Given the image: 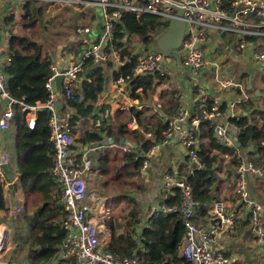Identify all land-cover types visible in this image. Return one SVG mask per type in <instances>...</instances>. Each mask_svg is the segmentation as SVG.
<instances>
[{
  "label": "built area",
  "instance_id": "2783aa9c",
  "mask_svg": "<svg viewBox=\"0 0 264 264\" xmlns=\"http://www.w3.org/2000/svg\"><path fill=\"white\" fill-rule=\"evenodd\" d=\"M23 2L47 3L59 10L64 8H77L81 10H99V17L103 23L101 34L95 35L90 26L76 25L74 34L77 37L76 49L66 51L61 63L51 61L49 65L50 76L46 80L45 89L48 98L45 102L27 105L10 96L6 86L4 73V57L0 50V102L3 110L0 113V133L5 132L15 120L16 108L24 113L28 129L35 127L37 114L46 111L48 114L49 142L53 148V163L51 175L57 184L61 195L59 206L64 211L62 228L65 235L59 245V259L73 264H143L139 256L119 259L109 250H102L99 241V231L96 223L88 215L90 200H101L97 195H90L96 187L97 173L94 171V160L91 154L97 151V146H86L84 150H76L74 133L80 130L82 122H88L89 127L104 128L110 124L113 110L102 102H97L96 108L84 121L79 119L75 126L71 124L73 112L62 110L61 99L73 98L74 89L79 87V81L84 70L85 61L93 60L94 63H112L114 69L124 66L129 62L128 57L112 50L109 46L112 41L113 22L119 20L123 13L131 12L136 16L151 15L167 29L170 20L178 18L185 24L182 41L173 56H167L152 49L153 43L143 47L139 42L133 41L132 58L135 60L133 76H153L154 79H169L174 72L198 78L196 92L198 95L191 100L189 108L181 107L173 116L158 113L166 129L162 131L163 140L157 142L154 137L153 127L140 126L137 119L132 117L126 127L130 131L137 130L141 133L150 146L144 158L140 171L145 175L152 168L153 162L160 149L170 144L179 136V147L184 152L195 170L202 169L198 158L200 127L203 120H212L211 129L216 143L229 149H236L240 132L244 127H235L227 123H218L225 114L219 110L221 93L230 88H241L235 83L233 76L224 74L227 70L230 49L226 47V54L217 51L218 41L225 35L234 36L235 48L245 53L249 60L262 65L264 68V0H20ZM182 11L181 15L179 11ZM98 16V15H97ZM1 38V32H0ZM213 47V48H211ZM174 60V62H172ZM211 71V83L206 82L202 74ZM209 70V71H208ZM187 73V74H186ZM111 75V72L108 73ZM233 75V74H232ZM62 76L60 95L55 91V78ZM109 95L115 98L117 111L130 112L132 108L142 110L145 104L129 97L126 83L123 79L109 81L105 91L110 88ZM108 88V89H107ZM216 90L218 96L209 95L208 92ZM104 91V92H105ZM240 101V100H239ZM238 101V102H239ZM210 103V104H209ZM111 144V140L109 141ZM111 146V145H110ZM130 150V148H125ZM8 159L0 149V179L7 183L6 174L2 165ZM172 170V169H171ZM175 168L170 173L168 170L161 172L160 194L165 200L174 188L179 190V203L175 206L159 205L155 212L168 214L177 213L182 216L185 223L186 235L180 246V257L186 262L195 264H228L227 258L212 249L216 236L226 226L228 233H235V223L231 215L227 214L226 203L217 199L212 204V226L209 230L200 228L195 223L198 216L200 203L194 199L192 189L186 179ZM234 192L247 211L248 228L255 237L256 242L264 247V220L261 216V204L250 197L248 176L262 178L264 164L256 165L244 158L234 169ZM8 178V177H7ZM20 208L13 214H20ZM103 220L108 218L110 211L103 210ZM5 233L0 227V245L4 241ZM16 264V263H12ZM178 264H184L183 262Z\"/></svg>",
  "mask_w": 264,
  "mask_h": 264
},
{
  "label": "trees",
  "instance_id": "16d2710c",
  "mask_svg": "<svg viewBox=\"0 0 264 264\" xmlns=\"http://www.w3.org/2000/svg\"><path fill=\"white\" fill-rule=\"evenodd\" d=\"M32 6L37 9L33 12L34 17H31L27 28L37 25L43 11V8H38L34 4ZM91 19L94 21L95 17ZM163 28V24L154 16L123 13L119 20L113 22V38L109 46L122 58H130L129 62L114 69L111 62L96 64L93 60L87 59L79 87L74 89L73 98L61 99L60 105L62 110L73 112L71 124L75 126L79 119L85 121L96 108L107 83L119 79L126 83L131 99L145 104L142 110L132 108L130 112L116 111L108 126L91 127L85 130L77 141L82 147L105 145L103 150L98 149L99 153L93 158V168L99 176L106 179V184L109 183L113 188L114 192L104 194L112 199L111 202L119 204L118 211L112 213L109 218L112 225L111 253L119 259L137 255L143 264L181 262L187 264L188 262L178 256V250L186 235L184 219L180 214L157 213L155 206L150 207L147 197L153 191L152 184L145 180L140 171L144 158L136 148L123 150L122 146L127 141L136 145L140 153H146L150 142H146L137 130H128L126 123L135 117L140 126H152L155 140L161 142L162 131L166 129V125L158 113L170 117L182 106L178 90L165 88L157 90L158 86L168 79L156 80L153 76H133L135 64L132 58L133 41L146 48L154 42ZM16 43L19 49L12 51L10 63L4 66L8 93L27 105L45 102L48 98L45 83L50 76L51 61L43 55L41 45L28 36L18 38ZM110 72L111 75H108ZM156 92H159L160 102L150 104ZM190 92L192 98L198 95L195 89ZM219 110L226 115L227 105L222 104ZM230 121L236 127H244L238 136L236 149L219 146L211 129L214 122L203 120L197 152L203 168L195 170L189 166L187 157H184L182 165L178 167L179 173L192 189L194 199L200 203L198 215L201 216L206 215L207 208L224 192L220 183L222 181L230 183L234 180H232L233 176L235 177L234 169L243 159L242 152L255 144L264 158V145L261 146L264 125L258 128L252 122L248 126L246 117ZM15 122L17 126L15 175L18 176L24 194L31 196L32 203L38 204L34 211V219L29 225L27 264H55L59 260V245L65 232L62 228L64 211L58 204L61 192L50 172L53 148L49 142L48 114L46 111L39 112L35 127L30 130L26 126L24 113L16 108ZM107 140H111L113 144L110 148L107 146ZM168 171L172 172L171 169ZM157 176L158 174H154L152 178L157 179ZM178 203L179 190L174 188L165 200H162L159 194L156 207L161 204L175 206ZM0 210L6 211L4 183L1 179Z\"/></svg>",
  "mask_w": 264,
  "mask_h": 264
},
{
  "label": "crops",
  "instance_id": "0c3cea01",
  "mask_svg": "<svg viewBox=\"0 0 264 264\" xmlns=\"http://www.w3.org/2000/svg\"><path fill=\"white\" fill-rule=\"evenodd\" d=\"M23 2L20 0H0V50L1 55L4 57V63L9 64L12 59V51L18 50L19 46L16 41L20 37L28 36L31 40L35 41L37 44L41 45L43 52V45L48 46V40L44 38H38V36H33L37 32L35 25L33 28H27L29 26V21L31 17H34L33 12L37 8L33 7L38 6V8H43L41 11L42 15L49 16L51 14L52 19H56L59 15V12L72 13L73 20L76 19L77 22H82L84 18L88 15L90 17H95L94 21L91 19L89 26L92 29V32L95 35L101 34L103 31V23L98 15L97 9L93 11L81 10L77 8H64L59 10L55 6H51L47 3L42 2ZM98 18H97V17ZM40 18V17H39ZM79 25V24H77ZM88 26V25H86ZM74 33V32H73ZM33 34V35H32ZM12 39H14L12 41ZM13 43V45H12ZM65 44L63 47H57L54 53H46L45 57H48L51 61H58L61 63V58L66 51H72L76 49L77 37L75 34L69 36V38L63 41ZM51 45V44H50ZM53 46V45H52ZM216 49L226 50L228 47L224 42L223 37L218 41L215 46ZM213 48V47H211ZM229 48V47H228ZM229 59L227 62V70L224 74L233 76V72L240 73V81L242 83L241 92L238 90V87L230 88L221 93L220 99L222 104L227 105L226 117L217 120L218 123H229L232 128L235 129V125L230 121L231 119L240 120L241 118L246 117L248 123L246 125L250 126L255 123L258 128H261L264 125V68L262 65L257 66L254 62L250 61L248 56L239 51L238 49L229 48ZM187 74V73H186ZM189 79L197 81L198 78L190 76L188 73ZM108 89V88H107ZM112 89V85L105 92H103L101 100L103 103L108 104V106L113 110V114L117 111L115 98L109 95V91ZM235 90V91H234ZM240 93L243 96H240ZM209 95L218 96L220 93L216 90L208 92ZM186 100L181 98V107L189 108L191 105L192 95L189 91H186L184 95ZM183 98V99H184ZM240 100V101H239ZM239 101V102H238ZM247 107V108H246ZM2 103L0 102V113L2 109ZM112 118V117H111ZM229 118V119H228ZM111 123V121H110ZM80 130L74 133L75 135V145L76 150H84V147L78 144V139L85 130L89 129L88 122H82L80 124ZM144 127H149L146 125ZM247 127V126H246ZM14 128V131L17 132V126L15 120L10 124L9 128L0 133V149L6 155L8 159V170L12 174V179L7 178V183L4 184V196L6 201V211L0 210V227L5 233L4 241L0 245V264H27V252L29 244V225L30 222L34 219V211L37 209V203H32L31 196L25 195L23 192L22 186L18 182V176L16 173H12L9 169V156L7 155L5 149V143L7 138L10 137V130ZM127 142V141H126ZM147 142V141H146ZM264 145V139L261 141V146ZM105 145H101L98 149L103 150ZM107 146L108 142H107ZM123 148L132 147L130 143L123 144ZM98 149L94 152V157L97 155ZM259 147L255 144L250 145L244 152H242V157L256 165H263L264 158L262 154L258 151ZM92 155V154H91ZM93 157V158H94ZM169 159L172 161L170 162ZM184 161V152L179 147V136L175 137L169 145L160 149L157 153V157L153 162V166L149 169V172L145 175V180L152 184V196L148 195L147 203L150 204V207L156 208L157 200H159L160 187L155 191L154 183L156 178H151L150 171L153 169L156 170L155 174L165 172L168 169L174 170L178 168L180 164L182 165ZM160 162V163H159ZM158 164V165H157ZM192 168L193 165L189 164ZM94 169V168H93ZM195 169V168H194ZM95 172H97L94 169ZM98 176V174H97ZM144 176V175H143ZM154 177V174L153 176ZM158 177V176H157ZM160 179V178H159ZM234 179V176L232 180ZM97 180V179H96ZM233 182V183H232ZM232 182L222 181L220 186L224 189V192L219 196L222 201L226 203L227 214L231 215L235 223V233L230 235L228 229L224 226L216 236V242L214 243L212 249L214 251L221 252L228 260V264H264V247L256 242L255 237L249 230L247 222V211L244 205L238 201L234 192V180ZM248 187L250 192V197L255 199L261 204V216L264 220V175L262 178H257L253 175L248 176ZM96 187L99 188L98 181L95 183ZM90 195L94 198L99 195L102 198L103 205H101V200L96 199L90 200L88 215L96 223L99 231V241L102 250H111L112 242V225L109 223V218L112 213V204L108 200L101 188L99 190L92 189ZM151 198V199H149ZM119 206V204H117ZM20 208V214H13L14 210ZM110 211L108 218L103 220L102 212L103 210ZM118 209V207H117ZM116 209V210H117ZM212 206H209L206 210V215H198L195 218V223L198 227L205 230H209L212 226V216H211ZM16 222V224H14ZM29 222V223H28ZM107 223L110 226H107ZM145 224V223H144ZM122 231V230H120ZM22 250V251H21ZM26 252V256H23V252ZM181 248L178 250V256L180 257ZM55 264H70V262L59 259ZM187 264H195L188 262Z\"/></svg>",
  "mask_w": 264,
  "mask_h": 264
},
{
  "label": "rangeland",
  "instance_id": "374dc122",
  "mask_svg": "<svg viewBox=\"0 0 264 264\" xmlns=\"http://www.w3.org/2000/svg\"><path fill=\"white\" fill-rule=\"evenodd\" d=\"M208 2L210 3L211 6H213L212 0H208ZM99 15H100V13L98 10V16ZM90 22H91L90 15L86 16L84 18V20L80 23V22H77L76 19L73 20V14L71 12L70 13L59 12V15L57 16L56 19H52L51 14H49V16H47V17L44 16V14H43V16H41V18L39 20L38 25L35 26L36 29L37 28H39V29H37V32L34 33V35L33 34L32 35L38 36L39 39L42 37V38L48 40V46L45 47L43 45V52H42L43 55H45L46 53H48V54L54 53L56 51L57 47H63L65 45L63 43V41L65 39L69 38V36H72L74 34L73 29L77 24L89 26ZM223 40L229 48H231V49L235 48L236 39L234 36L225 35V36H223ZM152 49H154V46H152ZM217 51L222 53V54H226V50H224V49H217ZM172 62H174V60H172ZM255 64L257 66L260 65L258 63H255ZM203 71L204 70H201L198 73L203 75V78L206 82L211 83L212 82L211 81V76H212L211 71L208 70L209 71L208 73H203ZM233 77H234L233 80L235 83L242 85V83L239 79L240 78L239 72H237V73L233 72ZM196 84H197L196 81L190 80L188 75L179 74L177 72H174L173 76L171 78H169L167 81L162 82V84H160L158 86L157 90H159L160 88L178 90L180 98H182V102H183V100H186V98H184L186 91H189V89H190V91L195 89L197 86ZM238 90L241 92V89H238ZM158 95H159V92H156L155 94H153V97H152V100L150 101V104H153V102H157V103L160 102ZM240 96H243V94L240 93ZM9 133H10V137L7 138V141L5 143V149H6L7 155L10 158V160H9L10 162L8 164L9 169L12 173H15L16 172V150H15V147H16V131H14V128H12ZM109 141L110 140L106 141V143L108 142V145H109L108 148H110L113 145ZM127 147L130 148L129 146H127ZM123 150H125V149L123 148ZM91 157L93 158L94 154H92ZM169 161L171 162L172 160L169 159ZM155 172H156V170H154V169L152 172L150 171L151 178H152L153 174H155ZM97 181L99 183V188H101L103 193L111 194V192H114L113 188L109 185V183L106 184L107 181H106V179H104L103 176H99V174H98ZM161 181H162V178H160V182ZM107 199L110 200V202L112 200L110 198H107ZM149 199H151V198H149ZM111 204H112V211L117 212L119 209L117 203L111 202ZM117 207H118V209H117ZM14 224H16V222ZM107 226H110V224L107 223ZM23 256L24 257L26 256L25 251L23 252Z\"/></svg>",
  "mask_w": 264,
  "mask_h": 264
},
{
  "label": "water",
  "instance_id": "95a60500",
  "mask_svg": "<svg viewBox=\"0 0 264 264\" xmlns=\"http://www.w3.org/2000/svg\"><path fill=\"white\" fill-rule=\"evenodd\" d=\"M181 15L182 11H179ZM185 31V24L182 20L175 18L170 20L167 29L163 30L154 40L153 46L156 50L160 51L164 55L173 56V50L177 49L182 41L183 35ZM62 82V76H57L55 78V91L57 95H60V85ZM229 119V118H228ZM128 142H125L127 144ZM235 144L237 146V141L235 140ZM133 148H136V151L140 154V149L136 147V145H132ZM2 169L4 173L8 176L9 179H12V174H10L8 170V166L6 164L2 165ZM213 174V172H209ZM160 174L158 173V177L155 181L154 188L157 190L160 187Z\"/></svg>",
  "mask_w": 264,
  "mask_h": 264
}]
</instances>
